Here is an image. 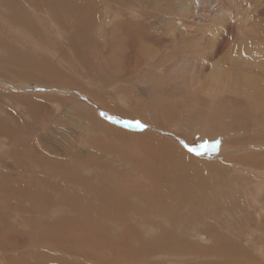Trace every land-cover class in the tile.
<instances>
[{
    "label": "rangeland",
    "instance_id": "1",
    "mask_svg": "<svg viewBox=\"0 0 264 264\" xmlns=\"http://www.w3.org/2000/svg\"><path fill=\"white\" fill-rule=\"evenodd\" d=\"M81 1L83 0H80L79 5V0H75V3L77 2L75 6L78 8L82 6V11L91 10L89 6L93 2L96 11L91 10L94 18V25L91 27L95 28L97 23L99 24L98 29H95L96 32L92 33V28L91 31L88 30L92 33L90 46H93L94 49L87 51V54L92 55L89 53L94 50L98 52V47L102 48L105 55L104 61L107 63H104V71L115 78L98 83L95 74L91 73L97 82L92 80V83H89L86 90L90 91L89 93L75 87L65 86L64 88L79 91L63 93L66 95L48 94L51 89L47 91V87L65 85L51 78L47 73L49 70L44 68V65L47 64L49 66L54 64L58 67L52 55L61 57V47L68 50L62 58L64 59L61 64L63 70H67L69 67L70 70L66 71L67 74L76 78L82 87L84 86L81 81V78H84L75 74L76 70H79V63L73 60V53H70V51L73 52V49L69 42L75 31L78 29V31L80 29L85 31L83 29L85 25H80L81 23L74 19L73 14L72 16L67 13V17L64 13L66 11L63 9L66 18L60 17V19L53 14L50 15L47 6L42 10H40V6L32 7L30 11L34 10L35 12H29V16L37 24L45 27L44 34L48 36L37 38L27 32V28H22L10 21L11 16L8 13L1 15V12H5L7 8L0 4V32H4L5 35L9 33V39H12L8 27L18 28L20 33L27 34L25 36L21 33L24 37H19L23 41V45H31L26 50L32 52L43 62L45 61L44 63L36 59L33 62L28 61V63L34 64L33 70L29 71V74H25L24 77L21 75L20 81L10 78L5 80V76H0V90L4 93H14L19 92V89H25L26 94L31 97L35 96L34 99H37V95L44 96L40 99L46 98L44 102L47 104L49 99L57 100L59 103L62 98L72 97L82 103L88 100L92 101L97 95L103 96V99L113 102L118 112H109L103 110L98 104H94L99 118L115 127L141 132V138L155 146L165 144L164 155L167 162H163L157 157L154 163L151 162L153 165L148 166L147 164L150 162L148 157L127 156L126 151L117 153L111 151L114 155H110L111 152L106 151L109 153L107 157L102 151L96 156V158L99 157L98 161L92 164L97 168L88 166L87 163L84 165L85 168L91 170L89 173L85 172L84 177H82L83 175L73 177L75 167L72 163L74 162L67 164L69 174L65 173L66 178L50 180L51 189L55 183L60 186V190L57 192L52 189L55 195L61 196V192L68 195H70L69 192L72 193L69 197H58L55 207L53 206L56 212L51 221H59V229L58 227L49 229V225L42 224L41 219L47 221V218H41V214L38 213L41 208H38L36 213L32 212L34 205L31 206L29 204L31 202L26 198L22 197L23 201L15 195L0 198V203L3 202L0 204V218L4 216V221L0 219V264H264V162L254 165L256 161L264 159V139L261 138V130L252 128L257 122L262 124L259 118L264 116V112H261L259 105L260 102L264 103V87L258 83H264V81L255 79L256 83L253 85L250 84L253 79L246 77L247 79L242 80V84H237L240 81L237 77L241 75L232 74L235 64L244 67V69L250 66L251 69L263 73L261 71H264V30L260 34L257 32L259 38L254 41L255 46L251 48L259 55L252 63L249 64V61L254 53H248L247 57L244 56L245 54L240 56L231 51L225 53V50H229L233 43L235 46L239 44L240 40L237 41V39L240 34L253 31L257 19H263L261 13L264 12V0H132V2L131 0L126 2L124 0H96L97 2L86 0L85 3H81ZM96 4H98L97 8ZM9 9L10 13L14 11V9ZM70 16L72 17L70 18ZM71 19L77 21H75L76 23L71 21L73 22L71 25L68 23L69 28L67 25L63 27L66 23L62 25L60 22V20L70 22ZM76 26L78 29L74 28ZM251 26L253 27L251 28ZM64 30H67L69 34ZM211 30H217L216 33L226 34V36L221 40L222 43L218 42L219 44L213 47L215 56L209 59L211 56L209 50L205 52L200 49L201 51H199L200 47L198 48L195 40L200 36L198 34L200 32H206V37L209 39L211 33H214ZM174 31H177V37L173 36ZM182 31L184 33L181 34ZM195 33L196 35H194ZM135 34L141 35V42L135 43V40L138 39ZM65 36L68 38H63ZM80 36L85 38V44L89 43L86 35L80 34ZM184 38L185 41H181ZM47 39L51 41L44 45V41ZM65 39H69V42H66ZM32 40L34 43L31 44ZM114 41L117 43L113 44ZM11 44L13 43L11 42ZM13 46L10 47L11 51ZM3 47L5 46L3 45ZM248 47L250 46L248 45ZM2 48H0V55L7 50ZM138 48H142L146 53L143 55L144 58L138 54ZM15 54L16 52L13 55ZM45 55L49 57V60L44 59ZM223 55L226 56V59H230L220 63V68H215L216 63L220 62L219 58H222ZM7 57L9 56L7 55ZM74 57H76L75 54ZM13 59L16 61L15 58ZM144 60L146 61L142 63ZM10 64L12 65L13 62ZM65 67L67 68L64 69ZM11 69L6 64L1 67V71H11ZM221 70L222 72L218 73ZM219 74L221 78L218 76ZM29 75H31L30 78ZM39 75L44 76V80ZM148 77L152 80H149ZM257 86L261 89L258 95ZM226 87H229V96H225L227 94ZM14 88L18 89L14 90ZM4 97L0 94V111H4L5 108L9 112L12 111L11 114H8L13 119L12 115L20 107L9 100L2 102ZM183 98L187 99L188 108H183ZM228 98H232V100ZM162 103L169 110L176 106L181 107L177 111L173 110V114L167 120V126L152 114L143 112L156 111L155 108L162 107ZM12 104L13 110L11 109ZM9 105L11 106L9 107ZM15 108L17 109L15 110ZM24 110L26 111L25 107L21 109L20 115L28 122L23 124L27 125L28 129L32 124V130L38 134L41 144L49 142L53 148H57L55 150L63 153L61 157H64L70 149L63 152L60 144L64 140H75V137L79 136L80 139L75 142L77 143L76 148L83 151V145L86 143L81 144L80 141H87L86 131L83 130L81 134L76 133L75 130L79 127H75L73 119L70 121L68 113L65 112L64 115L59 116L63 111L62 108L57 109L56 112L57 116L63 119L62 123H53V125L52 122H48L43 129L40 127L39 120L42 122L44 117L41 115L38 120L34 118L37 115L35 116L31 110L28 112L29 115L23 114ZM136 110H139L140 114H134L133 111ZM39 112L43 114L41 108H39ZM18 115L17 113V117ZM143 117L157 119L161 124H152L145 121ZM14 120L16 119L14 118ZM34 120L36 121L33 123ZM220 120L234 124L246 120L248 127L238 129L234 133H210L207 134L209 135L208 139L202 137L206 135L203 127L208 124H217ZM209 121L211 122L209 123ZM29 122L31 124L28 125ZM138 124L144 127H139ZM46 127H51L52 133L46 132ZM187 128H199V134H195L193 142L184 140L191 150H185L189 155L184 150H174L173 146L177 140H171L175 137L183 139L179 133L186 131ZM175 129L179 132L176 136L173 133ZM150 132L158 133V142L150 138L147 134ZM15 136H6V139L1 140L0 145L6 147V150L9 145L10 150V139ZM233 137L234 139L229 141ZM28 139L31 142H40L33 136V133L28 134ZM233 141L234 143H232ZM196 143H200L197 148ZM235 143L237 144L234 145ZM4 147L0 148L4 150ZM168 153L178 157L179 162H176V157L166 155ZM196 153H205L203 155L207 156L202 157ZM250 156L256 157L255 160H251L253 163L243 159ZM67 157L69 158V156ZM210 157L215 158L220 166L217 163L216 166L215 163L209 164ZM201 158L205 160L204 162L201 160L202 164L200 163ZM110 159H117L123 167L134 172L135 176H123L120 173H115L114 170L105 169L102 163ZM233 159L235 160L233 161ZM10 160L7 157L5 164L10 163L9 166H11ZM180 160H183L184 168H182ZM1 166L0 180L14 177L13 174L2 169L3 164ZM152 166H159V169L154 171ZM104 171L108 172L110 176L107 173L104 174ZM74 174L78 173L75 171ZM68 176L73 178L68 181L69 185L67 186ZM115 177V184L126 189L125 192H122L123 195L131 193L135 196H127V201L124 197H116L115 189L107 183ZM76 194L78 196L74 197ZM71 197L82 201L79 202L78 207L76 204L70 203ZM9 201H14V204H11L14 206L12 209ZM21 201L24 202V206L30 209L23 207ZM21 208L22 214L19 211ZM24 208L28 212L31 210L34 215L25 211ZM28 214L30 216L27 217ZM65 218L69 219L70 223L66 222ZM57 235L60 240L59 247L58 243L54 245L53 238H51L55 237L57 240Z\"/></svg>",
    "mask_w": 264,
    "mask_h": 264
},
{
    "label": "bare ground",
    "instance_id": "2",
    "mask_svg": "<svg viewBox=\"0 0 264 264\" xmlns=\"http://www.w3.org/2000/svg\"><path fill=\"white\" fill-rule=\"evenodd\" d=\"M85 1L86 0H83V1H81V3H85ZM124 1L126 2L127 0H124ZM131 2H132V0H131ZM76 3H75V0L74 1H72V0H0V4H2L3 7H6L7 8V10L5 12H3V13L1 12V15H3V14L6 15L8 13L11 16V20L10 21H12L13 23L19 25L22 28L23 27L27 28L28 29L27 32H30L33 36H35L37 38H45V37H48V36H46L44 34V30H46L45 27L37 24V22L35 20H33L31 16H29V14H28L29 12H31V13H32V11H33V13L35 12L34 10H31L30 11V9L32 7L34 8L36 6H40V10H42V9L45 8V6H47V9H48L50 15L53 14L54 16H57L59 18L60 17H62V18L65 17L66 18L67 13L70 14V15L73 14L74 16L73 15L72 16L75 17L74 19H77L81 23V24L79 23L80 25H83V26L85 25L83 27V29H85L84 32L81 31V29H80L81 32L78 31L79 29L77 28V26L74 27V28H76L78 30L77 31L74 30L75 33H73V35L69 31L70 34L72 35V39L69 38L70 39V42L68 41L69 39H67V40L65 39L66 42H69V44L71 45V48L73 49V52L70 51V53H73V60L74 61H77V63H79L78 64L79 65V70H76V73L75 74L77 76H81V77L84 78V79L81 78V81L84 83V86L82 87L81 84H80V82L76 78H74V77H72V76H70V75L67 74L66 71L68 69L70 70V68L68 66H67L68 68L67 67L64 68V69L67 68V70H63L61 64L64 62V59H62V58H63V56H65V53L68 50L62 49V47H61V50H60V53L62 55L61 57H59L57 55H52V58H54V60L57 63V66L59 68L56 67L54 64H52L51 66H49V64L44 65V68H45V70H49V72H47V73H48V75L51 78H53L54 80H56V82L64 83L65 85H62V86L52 85L53 87H51V86L47 87V89H48L47 91H49V89L52 90V91L50 90L48 92V94H52V95H57V94H59V95H66V94H63V93H70V91H75L76 92V91H79V90L86 91L88 89L89 85H90L89 83L90 82L92 83V80H94V81L97 80L98 83H99V82H103V81L109 80L111 78H115V76H110L106 71H104V68H105L104 67V63H105L104 56L105 55L103 54L102 48H99L98 47V52H96V50H94V51H92V53L91 52L89 53V54H92V55H88L87 54V51H90V50H93L94 49L93 46H90V44H91L90 39H91L92 33L95 31V29H98L97 27L99 25L97 23V25H96L95 28L94 27H91V26L94 25V18H93L92 11H94V12L96 11V9H94L95 5L92 4L93 2L90 3L91 5L89 7H91L90 9L92 11L89 10V9L88 10L86 9V11H82V9H83L82 6H80L78 8V7L75 6ZM101 3H103V2H101ZM78 4L80 5V0H79ZM98 4H96V8L98 7ZM83 5H85V4H83ZM87 6H88V4L86 5V7ZM49 7H51V9H49ZM8 8L14 9V11L10 13V9L8 10ZM62 9L64 11H66V12H64L66 16L64 15ZM46 14H47V12H46ZM26 15H27V18H26ZM263 15H264V12L261 13V16L263 17V19L262 18L257 19V21H256L257 23H255L256 26H254V27L251 26V28L253 27L254 30L251 31V32H249V33H242L241 32L242 34H240L239 35V38L237 39V41L240 40L239 44H237L235 46L234 43H233V46H230L229 47L230 49L227 48L229 50H225V53H229L231 51V52H235L236 54H238L240 56H243V54H245L244 55L245 57L248 56L247 55L248 53H252V54L254 53L253 54V57H252V55H249V56L252 57V58L250 57L251 60L249 61V64L252 63V61H254L257 57H259V55L257 54V52L255 50H252L251 48H252V46L253 47L255 46L254 45V41H256L259 38V35H257L258 34L257 32H259V34H260V32H263V30H264V16ZM72 16H70V18ZM261 16H259V17H261ZM57 17H56V19H59ZM63 20H60V22L62 23V25H64L66 23L63 27H66V25L68 27V23L71 25V23H73L71 21H74L73 19H71L70 22H68V20H67V22H62ZM77 20H75V21H77ZM65 21H66V19H65ZM92 22H93V24L91 25ZM79 24H76V25H79ZM62 25H60V26L62 27ZM72 25H74V24H72ZM61 27H60V29H61ZM46 28H47V26H46ZM91 28H92V33L90 32L91 31ZM8 29H10V34L12 36V39H9V37H10L9 36V33H8V35H5L4 32H0V48H2V46L4 45L5 47H3V48H5V50L7 49L6 51H8V50L11 51L12 46L13 45L14 46H13V50L11 52H6V51L3 50L4 53L6 52V54L2 53L0 55V76H5V80L6 79L8 80L10 78V79H15L14 81H20V79L22 78L21 75L24 77L25 74H29V71L31 72L33 70L34 64L33 63L30 64V63H28V61H32L33 62L34 59H36L37 61H42V60H40L39 58H37L36 56H34L32 52L26 50V48L27 47H31V45L30 44L29 45L28 44L23 45V41L19 39L20 36L25 35L24 32H21V33H23V35H22L17 30L18 28L15 29L14 27H8ZM72 29H70V30H72ZM88 30H90V31H88ZM48 31H49V29H48ZM58 31H59V29H58ZM65 31L68 33L67 30H64V32ZM50 32H51V30H50ZM211 32H214V33H211V36L209 38L210 40L207 39L206 32H202V33L200 32V33H198L200 36H198L197 37V40H195L197 42L196 45L198 46V48L200 47L199 48V51H201L200 49L205 50V52H207V50H209V54H211V56L209 57V59L210 58H213L215 56V50L213 49V47L216 44L222 43L223 41H221V40L226 36V34L225 35L224 34L223 35H219V33H216L217 30H211ZM46 33H48V32H46ZM59 33H60V31H59ZM182 33H184V31H182L181 34ZM80 34H84V35L87 36V39L89 41L88 44H85V38L84 37H81ZM181 34H180V36H181ZM194 35H196V33ZM25 36H27V34ZM67 36H65L63 38H66ZM135 36H137V34H135ZM140 36H137L138 39L135 40V43L137 41L138 42H141L142 41V38H140ZM173 36H176L177 37V31H174ZM168 37H170V36H168ZM231 37H233V36H231ZM112 38H114V37H112ZM235 38H237V37L235 36ZM231 39H233V38H231ZM243 39H245V40L243 41ZM147 40H149V39H147ZM147 40H145V41H147ZM193 40H194V38H193ZM50 41H51L50 39L45 40L44 41V43H45L44 45H46V43L47 42H50ZM181 41H185V38H184V40L182 39ZM233 41H235V40H233ZM11 42L13 44H11ZM30 42H31V44L34 43L33 40L30 41ZM114 42L115 43H113V44H116L117 43V41H114ZM34 45H37V44H34ZM248 45L250 47H248ZM209 47H211V48H209ZM8 48H10V49H8ZM142 48H138L137 52H138V54L140 56L143 57V55L146 54V53L144 52V50ZM182 48H184V47H182ZM41 49L44 50V48H41ZM240 51H242V52H240ZM15 52H16V54L13 55ZM203 52L200 53V54L202 55ZM74 54H75L76 57H74ZM150 54H148V55H150ZM185 54H186V52H185ZM7 55L9 57H7ZM31 56L33 57V59H32ZM12 57L15 58L16 61ZM198 57H200V56H198ZM225 57L226 56L223 55L222 58H219L220 59V62L216 59L219 63L217 61H216L217 63L215 62L216 63V67L215 68H217V67L220 68V66H219V65H221L220 63H223L227 59H230V58H227L226 59ZM70 58L72 60V57H70ZM44 59H48L49 60V57L45 55L44 56ZM236 60L238 61V58H236ZM9 61L13 62V64L11 65L10 64L11 62L8 63ZM145 61L146 60L142 61V63L145 62ZM197 61H200V60H197ZM95 62H96V64H95ZM231 63H233V61H231ZM5 64H6V66H9V67L12 68L11 71H9V70L1 71V67H4ZM105 64H107V63H105ZM39 66H40V64H39ZM226 67H227V65H226ZM252 67H253V65H252ZM232 68H234V67H232ZM224 70H226V69H224ZM218 71H219V69H218ZM10 72L12 74H9ZM221 72H222V70L220 72H218V73H221ZM261 72H263V73H260L257 70L251 69L250 66L249 67L247 66V68L244 69V67L235 64V68L233 69L232 74L241 75L240 77H237V79L238 78L240 79V81H238L237 84L238 83L239 84H242L241 83L242 80L247 79L246 77H248L249 79H253V82H251L250 84H253L254 85V83H256V82H254V81H256L255 79H262V81H264L263 80L264 79V71H261ZM37 73L40 74L38 71H37ZM91 73L92 74L93 73L95 74V76L97 78L96 80L93 79L94 77L92 76ZM212 73H216V72L212 71ZM44 74H46V73H44ZM30 76L31 75H29V78H30ZM36 76L38 77V75H36ZM39 76H41V75H39ZM218 76L221 78L220 74ZM41 77H43V80H44V76H41ZM225 77L227 78L228 76H225ZM34 78H35V76H34ZM148 79L149 80H152V79H150V77H148ZM23 80H25V79L23 78ZM31 80H33V79L31 78ZM143 80H147V79H143ZM218 82L222 83L221 81H218ZM57 85H60V84L57 83ZM258 85L264 87V83H258ZM65 86L75 87V88H77L79 90H77V89H70V88H64ZM17 89L18 88H14V90H17ZM226 89L227 90L225 92L227 94H225V96L226 95L229 96L230 95L229 94V87L228 88L226 87ZM24 90L25 89H19L18 90L19 92H14V93H10V92L9 93H4L3 91L0 90V94H2V95L5 96L2 99V102L6 101V100H9V102L15 103V104H17L16 105L17 107L18 106L20 107L19 110H16L17 108H15V110H16L15 113L16 114L13 112L14 113V115H12L13 116V119H11L10 116H9V114H11L12 111L11 112L7 111V108H5V109L2 108V109H4V111L3 110L0 111V114H1L0 115V142H1V140L6 139L5 138L6 136L8 137L9 135H16L13 138L11 137V139H10L11 140L10 141L11 142V148H10V150H9V145H7V149L8 150H6L5 149L6 147H4L3 145H0V147L1 146L4 147V150L2 148H0V152H2V153H0V161H3L4 162V163L1 162L4 165V167L2 169L5 172L10 173L11 175L12 174L14 175V177L7 179L8 176L6 174H4V175L7 176V178H6L7 180H5L4 178H2L0 180V198L6 197V196H8V197L9 196H14V195L16 197L18 196V198L21 199L22 201H23V198L22 197L26 198L28 201L31 202V203H29V204H31V206L34 205L33 206L34 209H32V212H35V211L37 212V209L38 208H41L42 209V210L40 209L41 211L38 209L39 210L38 213L41 214V218H47V221H44L43 219H41V222H42V224H45L47 226L49 225L50 226L49 229H51V228H57V227L59 229V224H58L59 221L58 222L57 221H54L56 223H54V222L51 221L52 216L56 212V209L54 211V207H55V204L57 203V198L58 197H63V196H68L69 197V196L72 195V193H70V192H69L70 195L65 194V193H62V192H61V196H59L57 194L55 195L54 191L57 192L58 190H60V186L55 183V186L52 187V189H54V191L51 189V186H50V180H59V178L60 179L61 178H66L65 173L69 174L67 172V171H69V169L67 168V164L74 162V163H72L73 166L75 167L74 170L79 175L78 174H74L75 171H73L74 173H73L72 176L74 177L75 175H77V176L81 177L83 174H85V172L86 173H89V171H91V170H88L90 168H85L84 167V165L86 163L88 164V166H91L93 168H97L96 166H92V164H93V162L98 161L99 157L96 158V156L100 152H102V151L105 152L106 156L111 151L116 152V153L118 151H126L125 153L127 154V156H132V157H134V156H144L146 158L148 157L149 160H150V162L147 164L148 166L153 165V163L157 159V157H159V160H163V162H167L166 161V156L164 155L165 144H159V145L155 146V145L151 144L150 142H148V141L144 140L143 138H141V132H137V131H134V130L131 131V130H127V129H121L118 126L115 127V126H113L112 124H110L108 122H103L102 119L99 118L98 114L95 111V107H94L96 104H98L103 110L105 109V110H107L109 112H111V111L112 112L113 111L118 112L116 110V108L114 107L113 102H110L109 100L103 99V96H98L97 95V96H95L93 98L92 101H89L88 100L87 102H82V103L74 100L72 97L62 98L59 101V103H58L57 100L49 99L48 100V104H47V103L44 102L46 98L40 99V97H44V96L37 95L36 96L37 99H34L35 96H32L31 97L29 94H26L24 92ZM259 90H261V89L257 86V95L259 94ZM61 91H64V92H61ZM86 92L89 93L90 91H86ZM242 94H244V93H242ZM228 99L229 100H232V98L231 99L228 98ZM182 100H184V102L182 101L184 103L183 108H188L187 99H184L183 98ZM30 101H32V103H30ZM153 101L154 102H157L155 100H153ZM157 103L159 104V102H157ZM235 103L237 104V102H235ZM1 104H3V103H1ZM21 105H23L25 107L26 111H27L26 112L24 110L25 113H23V114L29 115L30 113H28V112H30V110H31L33 113H35V116L37 115L34 118H36V119L39 120V116L42 115L44 117V119H43L42 122H41V120H39L40 121L39 123L41 125L40 126L41 129H43L46 126V123H48V122H52V124L53 123H55V124H61L63 119H61L59 116L64 115L65 112L68 113V115L70 117V121L73 119L75 127H79V128H76L75 132L78 133V134H81L82 131L84 130V131H86V136H88L87 137V141H80L81 144L86 143V144L83 145V151H81V150H79V149L76 148L77 147V143H75V142H77V140L80 139L79 136L78 137H75L76 135L74 136L75 137V140H73V139H71L72 141L71 140H64L60 144L63 152L66 149H70L68 153H65V156L64 157H61V154H63V153H60L59 151L55 150L57 148H53V145H51L49 142H48V144H43V143L41 144V140L39 139L38 134L32 130V124L30 123L31 121L28 123V125L31 124V125H29L30 126V129L27 128V125L24 126L23 123H27L28 121H26L25 118H23V116L20 115L21 109H24V107L22 106L23 107L22 108ZM238 105H240V104H238ZM10 106L11 105H9V107ZM12 106H13V104H12ZM246 106H248V105H246ZM259 106H260V109L262 110L261 112H264V103H261L260 102V105ZM12 108L14 109V106L11 107V109ZM39 108L42 109L43 114H41V112H39ZM60 108H62L63 111L61 112V114L59 116H57L56 112ZM175 109L177 111V110L181 109V107L179 108L178 106H176L172 110H169V108H167L165 106V104L162 103V107L155 108L156 111H149V112L148 111H143V112H144V114H152L153 116H155L158 119H160L161 121H163L165 123V125L167 126V124H168L167 123V120L169 119V116L171 114H173V110H175ZM138 111L139 110L133 111V113L134 114H140ZM17 113L19 114L18 117H17ZM21 113H22V111H21ZM178 113H179V111H178ZM245 113H247V112H245ZM26 115H25V117H26ZM114 116H116V115H114ZM118 116H116V117H118ZM8 118H10V119H8ZM14 118L16 120H14ZM148 118L149 117H143V119L145 121L150 122L152 124H161L157 119H148ZM259 119L261 120L262 124H260V123L257 122L256 124H254L252 126V128L255 127L257 130H261V134L260 135H261V138L264 139V127H263V125H264V116H261ZM35 121L36 120H34L33 123ZM210 122L211 121H209V123ZM246 123H247L246 120H244L242 122H239V123H235V124L232 123V122H223V120H220L217 124H208L207 126L203 127V129L206 132V135L205 136H207V137H205V136H202V137H204L205 139H208L209 138V135H207V134H210V133H217V134L218 133H221V132H232V133H234V131H237L238 129L247 128L248 126H247ZM80 124H82V126H79ZM188 127H190V126H188ZM45 130L48 133H50V132L52 133V131H53V129L51 127H46ZM73 131H74V129H73ZM29 133H33V136L35 138H37L38 140H40V142L37 143V141H34V142L28 141L29 140L28 139V134ZM173 133H174V136H176L177 133H179V132L175 129V131ZM147 134H149L150 138L153 141H155V142L156 141L157 142L159 141V135H158V133H156V132H150V133H147ZM195 134L196 135L199 134V128H196V129H188L187 128L186 131L180 132L179 135L181 137H183V139H178V137H175V138H172L171 139V140H173V139L177 140L174 143L175 145L173 146V149L174 150H184V151L187 149L188 151H191V150H189L186 142H193V139L195 138ZM231 139H234V137L233 138H230L229 141H231ZM66 142H67V144H66ZM161 143H164V142H161ZM232 143H234V141ZM199 144L200 143H198V144L196 143V148H197V146ZM236 144L237 143H235L234 145H236ZM1 150H3V151H1ZM106 151H109V153H106ZM113 152H111L110 155L111 154L114 155ZM197 152H199V151H197ZM201 152H204V151H201ZM187 153L188 152H186V154ZM196 154L199 155L200 153L199 154L196 153ZM203 154H205V153H203ZM203 154H200V155L202 157L203 156H205V157L207 156V155H203ZM66 155L69 156V158ZM166 155H168L170 157H174V158L176 157V156H172L169 153L166 154ZM188 155H189V153H188ZM7 157H8V159L9 158L11 159L10 160L11 163H12L11 166H9L10 163L9 164H5V162H7L6 161ZM175 159H176V162L178 163L179 162V158L176 157ZM243 159H247L248 162L253 163L251 160L252 159L255 160L256 157L255 156H250L249 158H243ZM110 160H107L106 162L102 163V166L105 169H107V170H114L115 173H120L123 176L124 175L130 176V177H134L135 176V173L134 172L130 171L126 167H123L122 166V163H120L117 159H113V160L110 159ZM201 160H203V162L205 161L204 159L201 158L200 159V163L201 164H202ZM234 160L235 159H233V161ZM180 161H181V164L183 166L182 168H184L185 165H184L183 160H180ZM151 162H153V163H151ZM263 162H264V159H262V160H260L258 162L256 161L254 163V165H256L258 163L259 164H262ZM213 163H215V166H216V163H217L216 159L215 158L209 159V164H213ZM217 165L220 166L218 163H217ZM254 165H253V167H254ZM152 167H153V170L154 171H157L159 169V166H152ZM217 168L219 169V167H217ZM3 173L4 172L2 171V174ZM105 173H107L110 176V174L108 172L104 171V174ZM72 176H71V178H73ZM84 176L85 175H83L82 177H84ZM71 178L69 177L68 179H66L67 180L66 181L67 186L69 185V182L68 181H70ZM81 179H83V178H81ZM115 180H116V177L114 179L112 178L107 183L109 184L110 187H112V188L115 189L114 194H116V197L117 196L124 197L125 200L127 201V196H133V197L135 196V194H133V193H132L133 195H131V193H127V194L123 195L122 192H125L126 189L124 187L123 188H120V186L118 187L115 184ZM88 188H90V187H88ZM64 190H66V189H64ZM67 192H68V190H67ZM77 196H78V194L74 195V197H77ZM7 202H8V200H7ZM13 202H10L9 205L11 206V204H14ZM79 202H82V201H79L78 198H73V199H72V197L70 198V203L71 204L72 203L73 204H76L77 207H78V204H80ZM2 203L3 202H1L0 204H2ZM16 204H18V203H16ZM23 204H24V202H22V205ZM9 205H8V207H9ZM25 205H26V203H25ZM18 206H20V205H18ZM12 207H14V206H11V209H12ZM23 207L27 208V206H24V205H23ZM15 208H16V206H15ZM27 209H25V211ZM15 210H17V209H15ZM21 210H22V208L19 211H21ZM28 210H27V212H28ZM30 212H31V210H30ZM30 212H28V213H30ZM15 213H20V212H15ZM22 213H23V211H21V214ZM25 214H27V213L25 212ZM25 214H23V215H25ZM4 215L7 216V214H4ZM28 216H30V214H28L27 217ZM27 217H26V219H28ZM0 219H2L4 221V216H3V218H0ZM6 220L9 221L8 219H6ZM64 220L66 222H69L70 223L69 219H66L65 218ZM3 221H2V223H3ZM25 222L27 223V221H25ZM29 222H28V224H29ZM2 228H4L3 225H2ZM51 238H53L54 245L58 243L57 246L59 247L60 240H59L58 235H57L58 242H56L57 240H56L55 237H51ZM26 248H27V246H26Z\"/></svg>",
    "mask_w": 264,
    "mask_h": 264
},
{
    "label": "snow or ice",
    "instance_id": "3",
    "mask_svg": "<svg viewBox=\"0 0 264 264\" xmlns=\"http://www.w3.org/2000/svg\"><path fill=\"white\" fill-rule=\"evenodd\" d=\"M109 119H111V117H109ZM138 126H139V127H144L143 125H139V124H138Z\"/></svg>",
    "mask_w": 264,
    "mask_h": 264
}]
</instances>
